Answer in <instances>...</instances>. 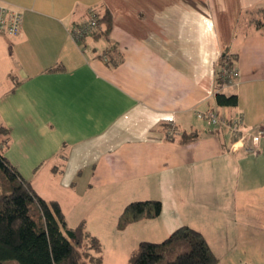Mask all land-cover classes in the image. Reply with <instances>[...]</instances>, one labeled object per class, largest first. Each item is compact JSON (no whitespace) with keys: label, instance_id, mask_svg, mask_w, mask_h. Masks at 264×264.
<instances>
[{"label":"crops","instance_id":"crops-1","mask_svg":"<svg viewBox=\"0 0 264 264\" xmlns=\"http://www.w3.org/2000/svg\"><path fill=\"white\" fill-rule=\"evenodd\" d=\"M4 1L24 22L0 33V149L37 194L90 233L118 227L127 198L160 200L171 212L122 230L161 242L188 225L218 264H264V140L233 150L232 131L203 117L264 125V0ZM91 7L112 29L77 43ZM224 52L239 70L221 88L235 107L215 101Z\"/></svg>","mask_w":264,"mask_h":264},{"label":"trees","instance_id":"trees-1","mask_svg":"<svg viewBox=\"0 0 264 264\" xmlns=\"http://www.w3.org/2000/svg\"><path fill=\"white\" fill-rule=\"evenodd\" d=\"M263 11V10H262ZM100 27L92 34H109L112 15L106 11ZM98 34V33H97ZM236 64L233 54L224 52L217 75L216 104L235 107L237 94L221 91L223 78L219 73L225 66ZM0 127V134L6 133ZM196 136V135H195ZM194 135L183 134L191 140ZM162 202L156 199L130 202L119 218L118 226L161 214ZM16 260L19 264H103V246L86 230L83 223L70 227L58 201L45 200L23 178L0 149V264ZM131 264H218L219 258L204 235L197 229L183 225L165 240H143L132 253Z\"/></svg>","mask_w":264,"mask_h":264},{"label":"built area","instance_id":"built-area-1","mask_svg":"<svg viewBox=\"0 0 264 264\" xmlns=\"http://www.w3.org/2000/svg\"><path fill=\"white\" fill-rule=\"evenodd\" d=\"M101 16L102 14L98 8H89L88 17L82 22L75 24L71 29L73 39L77 43H81L85 37L97 31L100 27ZM23 22L24 15L18 6L0 0V33L11 36L19 35L23 29ZM219 75L223 78V87L230 85L239 76L237 64H234L232 67L225 66L220 70ZM203 117L211 126L218 127L225 125L232 131L236 138L233 150L245 147L247 152L255 153L260 147L262 140H264V125L254 130H245L243 128L244 116L241 112L228 116L214 109H208L203 112ZM172 133L177 134L175 131Z\"/></svg>","mask_w":264,"mask_h":264},{"label":"rangeland","instance_id":"rangeland-1","mask_svg":"<svg viewBox=\"0 0 264 264\" xmlns=\"http://www.w3.org/2000/svg\"><path fill=\"white\" fill-rule=\"evenodd\" d=\"M136 200H140V199H136ZM136 200L127 198L126 203L128 205L130 202ZM162 211L164 216H166L168 212H171L168 206H166L165 209ZM148 220H153V219H148ZM139 226L140 225H131V226L129 225L127 229L122 230L121 228H119V226L117 227V225L115 226L108 223L107 227L109 228L100 229V230L98 229L90 230L92 231L91 233H93L99 239L102 246L104 247V257H105L104 264H131L130 258L132 255V251L134 247L137 246L140 241H142L141 240L142 235L144 237H154L153 235L147 234V232L142 233V230L139 229L140 228ZM6 264H19V263L16 260H8L6 261Z\"/></svg>","mask_w":264,"mask_h":264}]
</instances>
